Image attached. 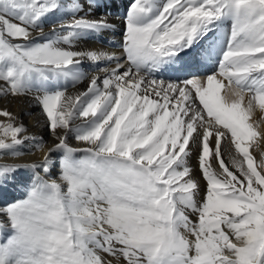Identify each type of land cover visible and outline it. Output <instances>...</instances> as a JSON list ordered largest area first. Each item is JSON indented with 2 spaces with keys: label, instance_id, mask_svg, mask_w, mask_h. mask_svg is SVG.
I'll list each match as a JSON object with an SVG mask.
<instances>
[{
  "label": "snow or ice",
  "instance_id": "snow-or-ice-1",
  "mask_svg": "<svg viewBox=\"0 0 264 264\" xmlns=\"http://www.w3.org/2000/svg\"><path fill=\"white\" fill-rule=\"evenodd\" d=\"M82 11L0 0V96H32L57 141L40 163L0 165V189L35 175L0 206V264H264V156L250 151L264 141L250 122L264 112V0H131L120 56L78 49L115 28ZM85 61L114 66L90 76ZM0 117V152L18 156L27 129Z\"/></svg>",
  "mask_w": 264,
  "mask_h": 264
},
{
  "label": "bare ground",
  "instance_id": "bare-ground-1",
  "mask_svg": "<svg viewBox=\"0 0 264 264\" xmlns=\"http://www.w3.org/2000/svg\"><path fill=\"white\" fill-rule=\"evenodd\" d=\"M83 3V11L80 13H88L89 19H99L106 17L108 22L115 26L114 29L103 31L99 34L93 35L89 38L82 40L79 45V50H96L115 53L117 56L122 54V41L124 33V19L121 16L123 14V8L130 6L131 0H96L97 6H90L89 0H81ZM50 31L48 26H45L44 33H34L38 37L47 35ZM119 48V49H118ZM121 48V49H120ZM114 65L101 61L99 64H93L90 61L84 62V67L89 70V75L103 76L105 73L98 71V68L113 67ZM88 81L85 80L82 83L77 84L75 87L69 86L68 94H75L84 91L87 87ZM8 110L13 113L17 118V124H23L27 129V132L23 135L28 137L22 146H19L18 151L21 153L18 156H12L0 152V165H32L43 161L45 155L48 154V149L51 148L57 141L53 133L49 130L48 121L45 114L42 112L39 105L36 104L35 99L32 96L26 97H12L0 96V110ZM0 121L7 122L6 117H0ZM255 125L259 126L260 130H264V112H261L258 108L254 111L251 121ZM60 131V130H58ZM32 137L42 138L45 144L43 151L35 150L33 147L34 141ZM70 144L72 147L81 148L85 147L81 142L70 138ZM254 157L259 163L262 156H264V141H259L258 144H254L252 149ZM222 152L228 162L235 156L234 148L230 143L225 145L222 143ZM198 151H194L189 161L192 168V174L200 184L199 199H203L205 195L206 182L203 179L199 165H198ZM52 158L55 160L59 157V153H52ZM82 155V153H77ZM215 167V164H213ZM38 171V170H37ZM58 171V169L54 170ZM41 176H44L43 172H40ZM44 178H47L44 176ZM35 179V175L32 170L27 168H20L15 173L9 176L6 185L3 189H0V206H3L6 202H10L21 198L24 195L23 184L28 183L30 180ZM106 259L112 261V264H123V259L107 256Z\"/></svg>",
  "mask_w": 264,
  "mask_h": 264
},
{
  "label": "rangeland",
  "instance_id": "rangeland-1",
  "mask_svg": "<svg viewBox=\"0 0 264 264\" xmlns=\"http://www.w3.org/2000/svg\"><path fill=\"white\" fill-rule=\"evenodd\" d=\"M127 9H128V6L126 7V9L123 8V12H124V13H123V14L121 13V16H120V17H122V18L124 17V14H125V12L127 11ZM118 49H119V48H118ZM120 49H121V48H120ZM121 51H122V49H121Z\"/></svg>",
  "mask_w": 264,
  "mask_h": 264
}]
</instances>
